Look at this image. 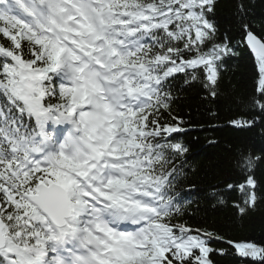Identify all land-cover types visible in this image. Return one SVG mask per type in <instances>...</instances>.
Listing matches in <instances>:
<instances>
[{
	"label": "trees",
	"instance_id": "1",
	"mask_svg": "<svg viewBox=\"0 0 264 264\" xmlns=\"http://www.w3.org/2000/svg\"><path fill=\"white\" fill-rule=\"evenodd\" d=\"M134 3L165 17L168 35L147 56L172 68L146 134L158 146L152 172L174 177L182 206L161 221L175 246L154 264H264V62L244 45L247 32L264 42V0ZM23 41L0 33L9 52L42 55ZM14 211L0 192L8 225Z\"/></svg>",
	"mask_w": 264,
	"mask_h": 264
},
{
	"label": "water",
	"instance_id": "2",
	"mask_svg": "<svg viewBox=\"0 0 264 264\" xmlns=\"http://www.w3.org/2000/svg\"><path fill=\"white\" fill-rule=\"evenodd\" d=\"M245 45L248 49L249 53L260 60H264V42L259 39L253 33L247 32V36L245 38ZM1 238V226H0V245H2Z\"/></svg>",
	"mask_w": 264,
	"mask_h": 264
},
{
	"label": "bare ground",
	"instance_id": "3",
	"mask_svg": "<svg viewBox=\"0 0 264 264\" xmlns=\"http://www.w3.org/2000/svg\"><path fill=\"white\" fill-rule=\"evenodd\" d=\"M74 20H75V18H74Z\"/></svg>",
	"mask_w": 264,
	"mask_h": 264
}]
</instances>
